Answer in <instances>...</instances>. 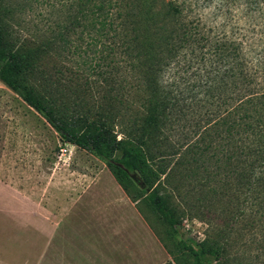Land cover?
<instances>
[{
    "label": "trees",
    "instance_id": "1",
    "mask_svg": "<svg viewBox=\"0 0 264 264\" xmlns=\"http://www.w3.org/2000/svg\"><path fill=\"white\" fill-rule=\"evenodd\" d=\"M111 3L125 9L122 20L114 23L107 11L100 27L118 25L127 31L119 55L128 56L126 71L133 76L129 99L136 95L133 106L131 102L125 107L127 116L117 111L115 97L90 103L54 79L52 67L43 66L53 41L30 44L18 35L12 20L22 3L14 6L11 0H0V81L41 115L62 142L90 153L106 166L171 258L166 264L177 262L176 255L142 214L138 197H144L172 229L179 220L172 197L162 192L165 188L184 192L189 211L218 201L217 211L226 227L241 222V230L247 228L240 235L255 225L264 231V61L260 51L224 25L215 32L204 30L200 20L190 15L196 0ZM65 33L63 26L57 34L62 45L67 44ZM117 125L120 132L115 130ZM193 195H197L194 202ZM180 245L192 263L178 264H210L212 257L216 264H223L221 249L214 245Z\"/></svg>",
    "mask_w": 264,
    "mask_h": 264
},
{
    "label": "rangeland",
    "instance_id": "2",
    "mask_svg": "<svg viewBox=\"0 0 264 264\" xmlns=\"http://www.w3.org/2000/svg\"><path fill=\"white\" fill-rule=\"evenodd\" d=\"M112 1L11 0L14 6L22 3L12 21L15 32L30 44L47 39L53 41L43 66L52 67L54 79L65 82L68 89L87 98L90 103H100L104 96L115 97L112 101L117 111L127 116L125 107L131 102L133 106L136 98L135 95L134 99H129L134 82L132 73L126 71L128 56L123 59L119 55V47H123L122 37L127 31L120 30L118 25L111 29L100 27V20L108 14L107 11L112 15L108 18L114 23L122 20L125 9H120V5H114ZM196 1L197 6L191 9L190 15L200 20L199 26L215 32L224 25L226 30L240 33L250 40L248 45L257 53L260 51L264 61V0ZM197 20L193 23L196 24ZM92 25L95 27L89 28ZM129 25L128 22L126 27ZM63 26H66L65 45L57 36ZM106 77L112 79L105 82ZM105 89L111 91L105 92ZM71 94L68 93L70 98L73 97ZM115 130L120 132L121 127L117 125ZM108 174L106 166L93 155L62 142L41 115L0 81V222L7 225L1 228L3 231L16 233L24 221L30 224L26 226L29 230L33 227L43 229L45 240L56 234L60 241L57 251H65L66 246L69 249L67 253L72 257L69 264H132L120 257H109L106 261L102 253L100 259L97 257V238L100 237L104 248L105 236L112 231L110 224L134 214L124 200L129 214L118 213L108 200L110 195L101 191L107 186ZM130 191L137 196L134 188ZM162 192L172 197L171 204L179 220L176 229L169 228L147 205L144 197H138V207L175 253L178 261L174 264L192 263L191 257L180 250L182 243L196 247L214 245L221 249L223 264H264L261 225H255L248 234L240 235L247 228L241 230V222L226 227L217 211L221 205L218 201L205 209L200 208V211H196V206L189 211L187 201L182 198L184 192L177 194L168 188ZM196 196H192L193 202ZM133 216L138 218L136 214ZM219 231L222 232L220 236ZM123 233L129 237L125 228ZM3 243L5 248L4 252L0 251V257L21 252L16 241L3 239ZM45 256L44 264H50L48 250H45ZM142 256L138 252L135 264H142ZM146 261L150 264L163 262H153L150 258ZM168 261H171L169 256ZM216 263L212 257L210 264Z\"/></svg>",
    "mask_w": 264,
    "mask_h": 264
},
{
    "label": "crops",
    "instance_id": "3",
    "mask_svg": "<svg viewBox=\"0 0 264 264\" xmlns=\"http://www.w3.org/2000/svg\"><path fill=\"white\" fill-rule=\"evenodd\" d=\"M106 184V188H101V191L110 195L108 200L111 202L112 207L118 213L120 211L127 213L128 204L126 203H129L134 214H129L128 212L130 218L118 220L110 224L112 231H108L110 235L105 236L103 241L104 248L101 247L100 237L97 238V245L95 248L98 259H100V253H102L106 261L109 260V257L110 259H112V257H120L128 259L130 263L135 264L137 263L138 257L136 256L139 252L145 257L142 256V264H150L149 261H146L148 258L152 259L153 262L163 261L162 264H164L168 258V254L146 221L136 210L134 204L128 199L111 174H108ZM122 200L127 202L125 203ZM97 202L100 203L99 198L97 199ZM135 214L138 218H134L133 215ZM3 226L6 227L7 225L0 222V251L4 252L5 247L3 246V239H10L16 241L17 246L20 245L18 249L21 252H17V254L15 252H10L13 256L6 258L0 257V264H44L46 258L45 250H48V256L51 259L50 264H69V261L72 258L67 253V250L69 249L66 246L65 251H57L60 241L56 234H51L49 239L45 240V237L42 234L44 230L33 227L38 226V224H33V229L31 228V230H29L26 226L29 227L30 224H25L24 221L21 225L22 228L17 230L16 233L3 231L1 229ZM124 228L128 233V238H126L125 233H123ZM8 234H12V236L10 237ZM137 236L139 237L138 240H136Z\"/></svg>",
    "mask_w": 264,
    "mask_h": 264
}]
</instances>
